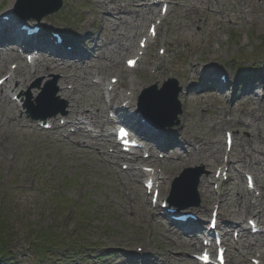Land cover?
<instances>
[{
  "label": "bare ground",
  "instance_id": "obj_1",
  "mask_svg": "<svg viewBox=\"0 0 264 264\" xmlns=\"http://www.w3.org/2000/svg\"><path fill=\"white\" fill-rule=\"evenodd\" d=\"M188 1L190 4L186 2L183 5L184 18H189L193 12L201 15V11L205 10L204 0ZM216 1L217 6L220 5L222 8L220 12L225 14L224 8L227 5L223 4L222 0ZM91 2L94 3V14L99 12L100 9L103 10L98 14H101L99 22L106 34L95 39L90 36L85 37L83 43L93 42V47L88 54H84L82 57L77 56L82 53L69 55L70 51L59 50L52 42L51 44L44 43V40L47 39L43 37H38L39 41H30L26 44L24 36L19 33L18 20L14 19L15 16L10 18L9 23L3 24L0 21V75H3V77L8 76L4 85L0 87V145L15 148V146L5 143L8 137L10 139L14 134L26 136L36 131L34 123L18 116L21 108L13 100L14 96L22 94V100H24L27 93L31 92L30 87L35 79L42 77L47 80L52 74L60 75L62 77L58 82L60 95L69 101V115L64 126L57 124L56 119H50L55 131L49 134L48 131L43 130L45 131L44 135H47V140L55 136L57 142L61 143L66 138L78 135L77 139L72 140L76 143L73 148L74 153H78L77 155L90 154L102 162L108 163L110 171L107 174L112 183H116L117 187L125 192L127 202L119 207L121 212L126 215L133 214L130 215L131 218L137 220L144 227L156 226L162 231L161 234L165 239V243L170 248L166 254L155 256L149 250L145 254L132 251L128 254L124 251L123 253L129 257V261L141 264H170L169 259H171V264H198L185 256L192 250L202 248L203 243L201 236H199L201 231L197 230L203 229L202 233L207 230L204 217L209 214L213 206H216L218 208V227L224 231L222 239L228 250H230L228 252L230 262L233 264H247L248 257L256 255L255 257L261 259L264 263V130L263 124L259 122L260 120L257 119L255 114L257 105L260 107L258 83H254L250 91L243 93L240 98H245L249 102L250 109L244 111L241 116H237L235 124L239 126L240 134L234 135L232 149L228 152L226 141H223L221 135L222 130L230 125V121L224 118L223 112L225 109L220 108L217 111L219 115L208 120L205 117L201 120L197 110H208L211 98H219L217 92L225 90V92H230L233 98L238 86L237 79L234 80V75L230 74L228 82L223 83L218 76L217 72L219 71L212 67H209L210 73L205 70H198L195 66L190 67V77L197 72L202 81L213 79L218 84L216 88L209 89L203 88L199 84H194L192 87L183 84L181 102L184 108L183 116L186 118L182 120L181 128L172 130V137L165 138V134H162V137H164V140L161 139L162 142L159 141V136L157 137L152 133L153 131L149 130L148 126H144V128L140 126L139 121L136 129L142 134V139L154 142L153 144L156 146L150 147L151 149L146 147V153H150V162L154 170L151 173L145 172L143 164L147 160L143 159L138 151H132L129 157L118 153V146L115 143L113 134L108 130L114 123V120L108 117V113L110 109H115L116 112L125 117L127 122L128 116H134V111L130 110L132 107L130 103L126 106L122 103L125 100L133 99V105L135 106L138 96L147 84L159 80L164 75V71L166 72L168 69L163 68L161 70L158 64L160 59L154 57L149 64V72L143 75L145 78L142 79L137 76L136 79H133L127 77V89L131 93L126 95H123L124 93L118 94V96L112 95V92L108 89L112 85L106 83V81H108V74H113L119 78L118 85L123 82L124 77H126L124 72L128 71L121 66V60L125 55L136 54V57H140L141 62L143 61V56H140L139 49L135 44V38L145 32L144 27L147 21L159 19L163 22L165 18L161 16L157 18L158 13L151 0H114L113 2L111 0H91ZM15 3L16 0L9 1L11 9L7 12L14 9ZM241 10L244 11L242 8ZM210 12L212 10H209ZM191 28V23L180 27L183 36L178 37V42L187 41L188 37L193 36ZM87 30L89 31L88 27ZM87 30L83 31V34H89ZM6 32L14 35V40L17 43H22L23 46L28 45V52L35 48H41L38 50L40 54L35 56L33 64L28 65L23 57L14 51L16 48L11 49L4 46L8 42ZM167 32L166 29L165 34L160 38L161 43L167 42L165 38ZM155 40L148 38L147 45L151 46ZM76 43L79 44V42ZM83 43L78 46H82ZM46 48H48L47 51L52 57L45 53L44 49ZM220 54L221 52L215 48L212 57ZM55 56L68 57L77 63L56 62ZM11 61L18 62L16 70H12L7 66ZM128 72L130 73V71ZM91 76H94L97 80L92 82L90 80ZM114 88H117V86H114ZM33 93L35 94L36 91L34 90ZM183 97H185V100H183ZM186 101L192 102L190 109H186ZM247 115L252 119L247 126L249 130L244 129L242 122V119ZM203 122L209 125L212 134L203 132L205 128ZM67 128L74 131H69ZM244 132H249L250 135H243ZM53 145L56 149L59 146L55 143ZM109 145L114 148V154L106 151ZM153 150L166 154L165 166L163 169L161 168V171L158 170V167H162L164 162L156 158V152ZM224 156L228 157L227 162L224 161ZM123 160L125 164H128L127 171L118 170L117 168V165ZM154 165L156 168H154ZM188 165H204L211 173H214L217 169H221L222 172L228 169V173L232 178L224 190L220 188L218 190L213 189V183L218 180L212 174L201 178L198 191L202 203L199 208L194 209L198 221L188 220L187 224L176 225L178 230L185 233L186 236H183L168 228L171 221L161 217L162 204H158L157 210H155L152 203H148L147 190L144 189L141 182L143 178H147V181L153 180L160 189L159 200L164 201L169 195L167 191L171 186L174 174ZM239 169L248 171L253 175L255 186L257 189H261V196L257 197L256 192L247 189L243 185L241 173L234 174V170L238 171ZM222 172L220 176H222ZM19 185L22 188H27L26 182ZM135 194H139V198H136ZM152 199L153 197L150 200ZM139 200L140 204H138ZM137 206L141 208V211L136 210L139 208ZM163 211L166 212L167 210L164 209ZM249 215L258 225L260 234L252 235V227L244 225V219ZM234 230L243 233L240 241L232 240L231 231ZM232 250L237 253L232 252Z\"/></svg>",
  "mask_w": 264,
  "mask_h": 264
},
{
  "label": "rangeland",
  "instance_id": "obj_2",
  "mask_svg": "<svg viewBox=\"0 0 264 264\" xmlns=\"http://www.w3.org/2000/svg\"><path fill=\"white\" fill-rule=\"evenodd\" d=\"M171 1L172 12L168 15L159 35L160 39L166 29H170L168 36H165L168 37V42L165 45L157 42L149 50L146 63L140 65L130 76L145 78L143 75L149 72V62L154 57L160 56L161 70L163 68L168 70L164 71V75L159 80L153 81L154 84L159 82L158 84L162 85L166 80L176 78L179 83L188 84L189 87L194 84L208 89L217 86L213 79L202 81L197 72L190 77L189 69L194 66L197 69L214 67L213 69L219 71L217 72L220 74L219 77L227 72L234 75V80L242 77L254 79L252 74L264 78V0L241 2L222 0L223 4L227 5L224 8L225 14L220 12L222 8L220 5L217 6L216 0H204L205 8H211L212 12L204 10L201 11V15L193 12L189 18L183 17V8L180 6L186 2L190 4L188 0ZM93 5L91 0H64L61 11L45 17L44 24L51 30L67 32L79 28L81 26L79 23L84 19V22L91 24L90 34L101 38L106 31L99 25L97 16L100 17L101 14L98 13L103 10L100 9L94 18ZM7 6L0 9V12L7 10L5 9ZM187 23L192 24L193 36L188 37L187 41L178 42V37L183 36L180 27ZM148 25L147 21L145 32ZM140 37L141 34L135 38L136 46ZM160 47L166 52L164 56L159 55ZM215 48L221 54L212 57ZM131 56L133 55L123 57L122 66H125L126 58ZM55 80L58 85V78ZM242 81L246 80L241 79ZM244 82L238 92L234 93L233 98L231 93L225 90L218 93V99L211 98L208 110H197L200 119L217 117L219 115L217 111L223 108L224 118L233 119L231 132L240 134L239 126L235 121L237 116L250 109L249 102L245 98H240L253 86L246 87ZM260 82L259 79L258 83ZM41 84L43 87L44 79L41 80ZM31 87L37 91L35 96L31 92L33 98H37L42 87L38 85ZM257 90L260 95V107L257 106L255 114L260 120L258 121L263 124L264 130V85ZM58 98V107L52 112L64 109L65 115L60 113L57 118V123H60L64 118L62 116L68 114L66 109L69 102L60 95ZM190 107L192 102L186 101V109ZM183 114L180 116L181 123L173 128L182 127V120L186 118ZM23 115L32 120L26 114ZM249 117L247 115L242 119L245 130H249L247 126L252 120ZM35 124L38 127L37 123ZM204 124L203 132L212 134L209 125ZM224 131L225 128L221 132L223 140H225ZM43 134L40 129L30 133L26 139L14 134L13 138L20 143L15 144V149L0 147V158L4 160L0 161V224L2 227L8 225L5 228L8 232L5 247L9 255L6 260L0 257V264H137L129 261V257L122 252L126 251L129 254V251L141 247L144 250L147 248L153 250L154 256L167 253L170 248L165 243L162 231L156 226L151 228L142 226L131 218L130 215L133 214H123L119 209L121 204L127 202V197L119 190L116 183H112L107 174L110 171L108 164L90 154L77 155L71 144L67 142L59 144L55 138L45 140ZM242 134L250 135L249 132ZM8 142L11 143L10 140ZM54 143L59 145L57 149ZM107 150L112 151L110 147ZM9 155L15 159H9ZM188 167H197L202 169L205 175L210 174L204 165H188ZM117 168L121 169V165ZM185 168L183 167L176 177ZM234 173L238 174L236 170ZM246 174L249 173L246 171L241 175L244 186ZM24 182L27 188L19 185ZM135 196L139 198V194ZM136 210L141 211V208ZM45 233L58 237L59 242L40 243L38 239ZM3 245L0 246L5 248Z\"/></svg>",
  "mask_w": 264,
  "mask_h": 264
},
{
  "label": "water",
  "instance_id": "obj_3",
  "mask_svg": "<svg viewBox=\"0 0 264 264\" xmlns=\"http://www.w3.org/2000/svg\"><path fill=\"white\" fill-rule=\"evenodd\" d=\"M52 2H53L52 10L49 13L58 11L62 5V0H52ZM48 4H50V2ZM165 98H163L164 100H162V99L158 100L156 111L159 114H167L171 110H176L180 107L179 103H177V100H175V96H172L171 98H167V97H165ZM178 113H179V111H176L174 113V116H176ZM192 186H194V192H195V188L197 187V181H195L192 184Z\"/></svg>",
  "mask_w": 264,
  "mask_h": 264
},
{
  "label": "snow or ice",
  "instance_id": "obj_4",
  "mask_svg": "<svg viewBox=\"0 0 264 264\" xmlns=\"http://www.w3.org/2000/svg\"><path fill=\"white\" fill-rule=\"evenodd\" d=\"M130 63L134 64V63H135V61H130Z\"/></svg>",
  "mask_w": 264,
  "mask_h": 264
},
{
  "label": "trees",
  "instance_id": "obj_5",
  "mask_svg": "<svg viewBox=\"0 0 264 264\" xmlns=\"http://www.w3.org/2000/svg\"><path fill=\"white\" fill-rule=\"evenodd\" d=\"M5 239V238H4Z\"/></svg>",
  "mask_w": 264,
  "mask_h": 264
}]
</instances>
